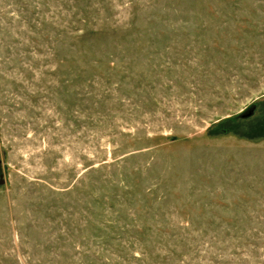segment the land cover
<instances>
[{
  "label": "rangeland",
  "instance_id": "1",
  "mask_svg": "<svg viewBox=\"0 0 264 264\" xmlns=\"http://www.w3.org/2000/svg\"><path fill=\"white\" fill-rule=\"evenodd\" d=\"M0 264H264V0H0Z\"/></svg>",
  "mask_w": 264,
  "mask_h": 264
}]
</instances>
